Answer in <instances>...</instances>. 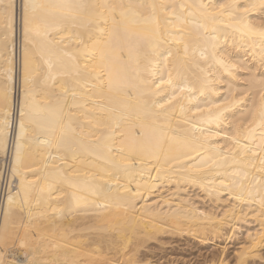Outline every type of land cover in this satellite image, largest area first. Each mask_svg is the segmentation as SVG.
I'll use <instances>...</instances> for the list:
<instances>
[{"label":"bare ground","instance_id":"6f19581e","mask_svg":"<svg viewBox=\"0 0 264 264\" xmlns=\"http://www.w3.org/2000/svg\"><path fill=\"white\" fill-rule=\"evenodd\" d=\"M262 106L264 0H0V262L264 263Z\"/></svg>","mask_w":264,"mask_h":264},{"label":"rangeland","instance_id":"374dc122","mask_svg":"<svg viewBox=\"0 0 264 264\" xmlns=\"http://www.w3.org/2000/svg\"><path fill=\"white\" fill-rule=\"evenodd\" d=\"M174 241H175V243L173 242L174 243V244H172L173 246L171 245V247L170 246L168 247V248H172V247L173 248L172 249H168V251H171V253L172 252L174 253V251L176 252L174 254L172 253L173 257H176V258H179V259L183 258L184 260L186 259L185 261H188L189 259H191V260H189L191 262H193L194 260L200 261L201 260V255L208 256L209 254L215 253V251H217V249H220L223 246L221 240H220L221 242L218 240V242H216V244H214L215 246L213 244H211V243H208L207 245L206 244L205 245H198V244H196L197 242L196 241H193V240H187V241L185 240V241H183V240L175 239ZM176 241H178V242H176ZM218 243H220V244H218ZM229 244H230V242L229 243L228 242L226 243L225 251L230 252V257H232V255H231V253H232L231 252L232 244H230V245ZM227 247H228V249H227ZM212 249L214 251H212ZM210 251H212V252H210ZM228 252H227V254H229ZM207 253H208V255H207ZM199 254H200V256H199ZM180 255H182V256H180ZM189 255H190V257H189ZM194 255H196V256H194ZM262 262L263 261H261V263ZM256 263L257 264H261L260 262H256ZM262 264H264V263H262Z\"/></svg>","mask_w":264,"mask_h":264},{"label":"snow or ice","instance_id":"6c2138e0","mask_svg":"<svg viewBox=\"0 0 264 264\" xmlns=\"http://www.w3.org/2000/svg\"><path fill=\"white\" fill-rule=\"evenodd\" d=\"M56 7H60L62 9H67L69 11V14H71L72 10L78 9V8H84L87 7L85 4H74V3H63L60 5H57ZM262 115H264V106H262ZM2 264V262H0Z\"/></svg>","mask_w":264,"mask_h":264}]
</instances>
